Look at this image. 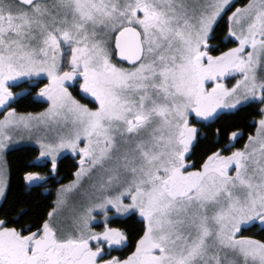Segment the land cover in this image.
<instances>
[{
  "label": "snow or ice",
  "instance_id": "6c2138e0",
  "mask_svg": "<svg viewBox=\"0 0 264 264\" xmlns=\"http://www.w3.org/2000/svg\"><path fill=\"white\" fill-rule=\"evenodd\" d=\"M25 146L0 264H264V0H0Z\"/></svg>",
  "mask_w": 264,
  "mask_h": 264
},
{
  "label": "flooded vegetation",
  "instance_id": "af4514ba",
  "mask_svg": "<svg viewBox=\"0 0 264 264\" xmlns=\"http://www.w3.org/2000/svg\"><path fill=\"white\" fill-rule=\"evenodd\" d=\"M242 0H237V3H240ZM27 110L29 111H40L42 110L39 105H31L27 107ZM33 146H25L19 148L17 151L12 152L8 156V163L10 168V179H11V190L8 193V197L13 195V198L15 199V202L18 200H29V199H36V202H46L45 197L38 196L36 192H32L31 197H23L20 195V193L25 192V185L21 181L20 177L22 174L23 167L33 158ZM67 163V162H66ZM68 168L65 166L62 168L61 176H63L67 172ZM51 190L54 192L55 184L51 185ZM43 191V189H41ZM54 197H50L47 202H50V199ZM5 204L2 200H0V207Z\"/></svg>",
  "mask_w": 264,
  "mask_h": 264
},
{
  "label": "trees",
  "instance_id": "16d2710c",
  "mask_svg": "<svg viewBox=\"0 0 264 264\" xmlns=\"http://www.w3.org/2000/svg\"><path fill=\"white\" fill-rule=\"evenodd\" d=\"M241 2H243V0ZM13 195L9 196L8 203L7 204H3V206H2L3 208L7 209V208H10L12 206V204L15 202V199H16V198H13ZM20 195L23 196V197H27V199L29 197V196H25L23 193H20Z\"/></svg>",
  "mask_w": 264,
  "mask_h": 264
}]
</instances>
